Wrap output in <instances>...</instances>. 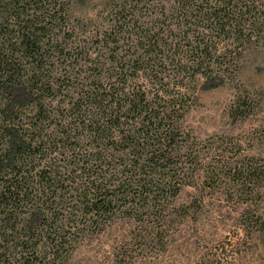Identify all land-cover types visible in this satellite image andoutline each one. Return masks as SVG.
<instances>
[{
    "label": "trees",
    "instance_id": "obj_1",
    "mask_svg": "<svg viewBox=\"0 0 264 264\" xmlns=\"http://www.w3.org/2000/svg\"><path fill=\"white\" fill-rule=\"evenodd\" d=\"M82 2L0 0V264H69L119 214L168 223L200 80L264 38V0Z\"/></svg>",
    "mask_w": 264,
    "mask_h": 264
},
{
    "label": "rangeland",
    "instance_id": "obj_2",
    "mask_svg": "<svg viewBox=\"0 0 264 264\" xmlns=\"http://www.w3.org/2000/svg\"><path fill=\"white\" fill-rule=\"evenodd\" d=\"M238 65L223 82L200 80L182 120L184 144L200 158L164 211L169 222L119 214L85 236L69 264H264V38Z\"/></svg>",
    "mask_w": 264,
    "mask_h": 264
}]
</instances>
